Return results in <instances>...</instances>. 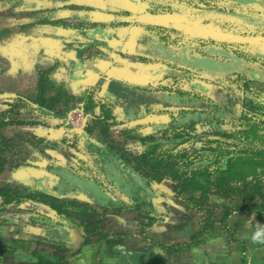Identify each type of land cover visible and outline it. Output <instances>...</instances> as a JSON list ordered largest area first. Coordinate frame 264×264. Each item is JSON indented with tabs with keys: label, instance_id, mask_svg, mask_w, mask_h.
<instances>
[{
	"label": "rangeland",
	"instance_id": "1",
	"mask_svg": "<svg viewBox=\"0 0 264 264\" xmlns=\"http://www.w3.org/2000/svg\"><path fill=\"white\" fill-rule=\"evenodd\" d=\"M8 1L0 0V4L9 3ZM140 1H147L148 6L152 8L144 9L142 7L145 5H138V9L131 12L119 11L125 18H136L132 19L134 22L130 25H140L139 30H136L139 32L137 37L133 33L130 34L134 29L125 31L124 27H119L124 30L125 40L134 42L133 47L137 49V54H132L131 44L127 47L123 41L117 47H112L109 53L116 52L122 58V70L128 69L140 76L141 71L151 69L154 78L148 85L151 84L152 90L132 87L139 90L129 93L128 98H125L127 104L115 103V111L124 112L120 118L116 119L113 106L105 103L99 107L97 116L104 112L108 118L101 122H95L91 118L90 123L86 125L89 130L84 127L85 132L96 133L100 138L98 140L106 143L113 153H117L120 160H127L128 163L119 162L121 168L118 174L123 177L124 182L121 183L118 175L112 171H104L109 170V164L116 167V161L111 157L101 160L88 143L86 148L83 143L82 145L78 142L75 134L67 148L64 147L63 140H59V143L52 140L59 156L41 159L48 162L46 170L50 174L40 178H28L31 185L22 186L21 183V187L18 185L20 188H12L15 190L14 195L20 194L17 195L20 200L14 204L9 203L8 206L4 205L1 211L4 215H0V264H38L40 258L50 259L56 264H101L97 258L108 256V248L112 243L123 244L120 251L123 258H128L130 254L127 248L138 245L146 249L147 254L139 253L146 264L156 262L152 259L145 260L148 254L149 258L154 255L161 259L162 255L169 252L175 258L185 259L181 253L186 249L172 246L170 251L164 242L148 237L144 227L145 220L150 224L161 221L172 226L183 222V225H189V231L197 227L193 234L187 235L183 240H169L171 244H186L185 247L196 240L198 242L204 239L210 231L213 237L210 241H214L216 247V264L241 262L236 255V248H240V244L233 242L230 245L231 228L233 231L237 229L231 227L236 224L229 223L228 218L237 212L235 209L239 206L235 196L226 194L225 191L214 193L212 190L206 201L200 204L201 207L195 209L199 214L193 218V213L188 214L187 210L181 205L178 208L179 205L175 203L177 199L173 196L174 183L170 175L164 176L162 171L153 170L151 165L146 166L133 157L142 152L143 146L139 137L144 135L153 134L154 138L161 139L164 134L171 135L173 131L186 134L187 137L178 147L167 149L169 147L165 145L156 150L157 153L173 152L176 157L173 156L172 161L180 163L181 152L191 154L200 150L199 153H204L207 146L218 144L222 148L232 149L229 145L235 141L234 137L240 134L239 131L243 128L241 124H244L247 118L264 122V80L258 79L259 74L264 78V0H162V8L161 5L152 4L151 0ZM86 9L90 8H84ZM119 12L112 13L115 16ZM149 13H153L152 19H158L157 21L162 20L159 14L163 15V25H149L138 21ZM151 91L156 93L152 95ZM176 92L187 94L195 103L183 101L185 96L177 95ZM163 93L168 95V100L159 97L158 94ZM171 93H176L173 99L170 97L173 96ZM118 94L127 95L125 91ZM221 94L230 99L234 113L232 118L227 117L219 122L221 131H226L230 136L217 135L204 121H195L191 127L183 126L184 122L189 121L185 120L186 116L192 118V114L207 110L217 102ZM180 122L182 125H177ZM176 125L179 128L175 129ZM70 127L77 128L71 124ZM33 144L34 141L30 140L24 146L31 149ZM55 161H61L63 168L76 169L82 178L93 181L96 179L102 186L98 189L99 203L90 200V196L82 188L78 189L79 187L76 188L70 182L60 180L57 174L52 172L53 168L60 167ZM124 167L130 169L133 174L127 172ZM130 167L144 175L143 186L135 182L131 175L136 172ZM32 180L39 181L34 183ZM134 192H137L145 204H150V209L156 213L149 212L144 215L147 208L142 204L141 213L133 212L130 215L129 211L133 210L132 207L137 203L135 201L134 204L130 197ZM61 196L70 198L66 205L62 204ZM71 201L74 202L71 204ZM52 203L67 207L65 214L69 215L61 216L59 220L56 211L50 206ZM73 217L84 227L90 224L95 226L88 228L86 236L82 229L72 226ZM242 219L243 222L248 220L246 217ZM198 223L199 226L196 225ZM247 229H251L249 225ZM153 231L152 233L157 234L170 231L172 235L173 232L176 233V228L174 231L161 228ZM81 235L84 237L80 238ZM83 242L88 244L86 250H81L79 245ZM207 242L209 240L205 241ZM210 263L206 261L204 264Z\"/></svg>",
	"mask_w": 264,
	"mask_h": 264
},
{
	"label": "crops",
	"instance_id": "2",
	"mask_svg": "<svg viewBox=\"0 0 264 264\" xmlns=\"http://www.w3.org/2000/svg\"><path fill=\"white\" fill-rule=\"evenodd\" d=\"M151 1L152 4L161 5L160 8L164 5L162 0ZM8 2L0 4V189H10L14 195L15 190L12 188L20 186L21 183L22 186L31 185L28 178H40L50 174L46 170L48 162L41 159L59 156L52 140L57 143L63 140L64 147L67 148L75 134L77 141L85 146L87 143L100 144L98 135L85 132V128L82 130V124L76 129H71L68 123L69 112L73 109L80 110L88 125L91 118L98 115L101 104L109 103L113 106L114 114L118 119L124 112L120 110L117 113L115 103L127 104L125 98H128L129 93L135 92V88L132 87L152 90L151 84L148 85L154 78L151 69L141 71L140 76L131 70H122L121 67L124 66L122 58L116 52L109 53L112 47H117L123 41L127 47L131 44L132 54H137V49L133 47L134 42L125 40L124 30L134 29L130 34L133 33L137 37L139 32L136 30H139L140 25L138 23L135 26L130 25L134 22L132 19L136 18H125L119 11L131 12L138 9V5H145L142 7L144 9L152 7L148 6L147 1L140 0H22L18 3L9 0ZM84 8L90 9H86L88 11L86 12ZM108 10L110 12H107ZM113 11L119 13L114 16ZM152 16L153 13H149L138 21L149 25L163 24L161 22L163 15L159 14L161 21L152 19ZM120 26L124 27V30L119 29ZM117 62L119 64H115ZM122 91H125L126 97L118 94ZM30 140L34 141L31 149L24 146ZM55 164L64 167L61 161H55ZM67 169L77 174L76 169L72 167ZM32 181L36 183L39 180ZM94 181L98 188L102 187L96 179ZM19 186L18 188L21 187ZM17 195L20 194L14 196L18 198ZM61 197L66 205L70 198ZM89 199L98 202L95 197ZM0 202L1 215L4 208L1 195ZM175 203L179 205L178 208L181 205L187 210L188 214L193 213V218L199 214L195 209H189L182 203L183 206L180 201L175 200ZM132 208L133 210L129 211L130 215L133 212L141 213L140 210L134 209L135 207ZM185 210L182 212L184 213ZM145 212L144 215H147L152 211L147 209ZM55 213L59 220L61 216L66 217L65 214ZM243 217L248 220L243 222ZM228 218L229 223L236 224L231 227L237 228L235 231L231 228L230 245L233 242L240 244V248H236V255L241 261L239 264H264V239L260 241L252 239L258 230L264 231V217L258 219L254 213L242 210ZM247 225L251 229L248 230ZM72 226L83 231L82 224L80 221L77 223L74 217ZM144 227L148 237L164 242L167 249L172 246L186 249L181 253L185 258L183 260L175 258L169 252L162 255L161 259L154 255L149 258L150 254H148L145 260H156L155 264H204L206 261L216 264L217 262L214 254L216 247L214 241H210L213 240L210 231L205 232L207 235L204 233L206 235L204 239L198 242L196 240L185 247L186 244H171L169 240H183L187 235L193 234L197 227L189 231V225H183V222L172 226L161 221L150 224L146 220ZM158 228L172 229V231L176 228V233L173 232L172 235L170 231L164 234L152 233ZM199 234L201 237V231ZM82 236L84 237L81 235L80 238ZM206 240L209 242L205 243ZM79 245L81 250H86L88 244L83 242ZM122 245L112 243L108 248L110 251L107 253L108 256L97 258V261L102 262L101 264H146L139 256L142 252L147 254L146 249L138 245L127 248L130 254L128 258H123L120 254ZM246 252L248 253L245 254Z\"/></svg>",
	"mask_w": 264,
	"mask_h": 264
},
{
	"label": "trees",
	"instance_id": "3",
	"mask_svg": "<svg viewBox=\"0 0 264 264\" xmlns=\"http://www.w3.org/2000/svg\"><path fill=\"white\" fill-rule=\"evenodd\" d=\"M226 64V63H222ZM254 75L252 74L251 77ZM258 79L264 78L259 74ZM135 90H139L136 89ZM143 91V90H142ZM155 93V92H154ZM183 94L185 98L183 101L195 103L193 98L187 96L183 92H176ZM174 93V94H176ZM172 94V93H171ZM154 95V94H153ZM159 97L166 98V96ZM171 99L174 96H170ZM192 99V101H191ZM168 100V98H167ZM207 106V105H204ZM210 108V109H209ZM207 110H202L192 114L185 118L183 126L191 127L195 121H204L206 125H209L217 135H228L226 131H221L219 122L227 117H233V110L230 103V99L221 94L217 102L211 105ZM103 111V110H102ZM210 112L212 114H210ZM183 115V114H182ZM195 116V117H194ZM184 118V116H182ZM108 115L102 112L99 116H93L92 119L95 122H101L106 120ZM198 119V120H197ZM241 124L243 127L240 129L238 136L234 137L235 141L231 142L230 148H222L221 145L212 146L209 145L204 148V153H199L200 150L194 151L191 154L181 152L180 163L173 162L172 157L175 156L173 152L166 154L165 152H156L157 149L168 145L169 148L178 147L179 144L187 137L186 134H164L161 139L154 138L151 135H144L139 137L141 145L143 146L142 152L133 157L135 160H140L144 165H151V168L156 171H162V175H170L173 184V196L181 203H183L189 209H198L201 207V203H204L211 194L212 190L214 193H222L225 191L226 194L231 193L239 201V206L236 207V211L246 210L254 213L256 218L260 219L264 217V122L247 118L246 122ZM177 125H182L181 122ZM176 125V126H177ZM179 126L175 127V129ZM86 130H89V126H86ZM230 136V135H228ZM100 144H90L92 151L100 156L101 160L110 158L117 162L116 167L113 164L108 165L109 170L114 174L118 175L119 180L124 182L122 176L118 174L121 168L120 161H124L118 158L117 153H113L111 148L106 143L99 141ZM90 147V146H89ZM90 147V148H91ZM176 157V156H175ZM127 162V160L125 159ZM124 161V162H125ZM128 163V162H127ZM126 167H124L125 169ZM131 168V167H130ZM136 172L135 175H131L135 182H138L140 186L144 185V175H141L137 169L131 168ZM127 172L133 174L131 170L126 169ZM52 172L57 174L60 180L75 185L76 188L84 190L91 198L98 200L99 188L95 181L82 178L79 175H75L74 172L66 168H53ZM73 181V182H71ZM98 188V189H97ZM81 190V191H82ZM135 194V195H134ZM0 195L3 197V204L14 203L20 200L13 195V192L9 189H0ZM137 203L134 206L136 210H141L142 204L146 205L148 211L154 212L150 209V204H145V201L140 198L137 192H134L130 196ZM62 204L63 201L60 199ZM59 201V200H57ZM74 201H71V204ZM102 202V201H101ZM99 203V201H98ZM62 204H51V208L54 209L58 214H65L67 207ZM90 211V210H89ZM93 214L92 211H90ZM66 216L69 213L65 214ZM83 226V225H82ZM95 224L90 226H83L85 235H88V228H94ZM38 264H56V262L50 259L40 258Z\"/></svg>",
	"mask_w": 264,
	"mask_h": 264
},
{
	"label": "built area",
	"instance_id": "4",
	"mask_svg": "<svg viewBox=\"0 0 264 264\" xmlns=\"http://www.w3.org/2000/svg\"><path fill=\"white\" fill-rule=\"evenodd\" d=\"M83 118H84L83 113L78 109H73L68 114V122L73 127H79L83 122Z\"/></svg>",
	"mask_w": 264,
	"mask_h": 264
},
{
	"label": "clouds",
	"instance_id": "5",
	"mask_svg": "<svg viewBox=\"0 0 264 264\" xmlns=\"http://www.w3.org/2000/svg\"><path fill=\"white\" fill-rule=\"evenodd\" d=\"M254 241H260L264 239V231L258 230L252 237Z\"/></svg>",
	"mask_w": 264,
	"mask_h": 264
},
{
	"label": "flooded vegetation",
	"instance_id": "6",
	"mask_svg": "<svg viewBox=\"0 0 264 264\" xmlns=\"http://www.w3.org/2000/svg\"><path fill=\"white\" fill-rule=\"evenodd\" d=\"M230 1H233V0H230ZM243 4V3H242ZM249 4V3H248ZM243 6H246V5H243ZM160 25H163V24H160ZM156 93V92H155ZM154 92H152L151 91V94L153 95V94H155ZM170 95H175L174 93H172V94H170ZM160 96H166V98H162V99H165V100H167V98H168V95L167 94H165V93H163V94H160ZM84 119V118H83ZM83 123V122H82ZM173 128H174V126H173ZM177 131H173L172 133L173 134H179V133H182V132H177ZM127 168H125V170H126Z\"/></svg>",
	"mask_w": 264,
	"mask_h": 264
},
{
	"label": "water",
	"instance_id": "7",
	"mask_svg": "<svg viewBox=\"0 0 264 264\" xmlns=\"http://www.w3.org/2000/svg\"><path fill=\"white\" fill-rule=\"evenodd\" d=\"M85 126H86V118L84 117V119H83V124H82V130L84 129ZM96 144H99V143L96 142Z\"/></svg>",
	"mask_w": 264,
	"mask_h": 264
}]
</instances>
